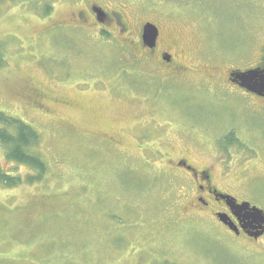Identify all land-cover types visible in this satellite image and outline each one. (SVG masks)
Listing matches in <instances>:
<instances>
[{"label":"rangeland","instance_id":"obj_1","mask_svg":"<svg viewBox=\"0 0 264 264\" xmlns=\"http://www.w3.org/2000/svg\"><path fill=\"white\" fill-rule=\"evenodd\" d=\"M91 4L124 15L135 41L145 21L160 25L195 79L252 66L264 43V0H0V113L37 131L46 164L28 182L35 171L1 154L0 170L20 183L0 182V264H264L259 245L183 218L177 188L139 148L179 150L177 130L203 123L211 134L226 109L145 71L115 33L73 28L71 15ZM31 85L43 110L28 103ZM236 95V124L261 170L264 106Z\"/></svg>","mask_w":264,"mask_h":264},{"label":"flooded vegetation","instance_id":"obj_2","mask_svg":"<svg viewBox=\"0 0 264 264\" xmlns=\"http://www.w3.org/2000/svg\"><path fill=\"white\" fill-rule=\"evenodd\" d=\"M97 9L101 10L98 14ZM71 16L73 28L95 27L99 36L115 33L121 48L130 50L145 71L157 75L164 82H170L177 88L192 87L199 95L214 98L215 104L226 109L224 116L228 122L215 126L211 134L203 123L197 124L198 127L191 125L189 128L177 130L181 142L185 145L179 150L175 151V148L168 146L169 149L162 151L148 144L139 148L159 161L161 167L158 171L169 177L173 186L177 188L176 198L184 203V211H187L183 218L210 219L233 238L259 245L263 250L260 254L264 255V220L252 222V219L244 217V214L250 213V209L253 208L264 214V167L261 170L257 168L258 162L255 159L257 153L253 147L247 145L236 124L235 117L242 120L240 109H237L238 113L235 104L231 102L237 97L236 94H239L249 98L251 107L264 106V95L258 96L241 88L231 77L232 74L250 70L264 77V43L260 46L252 66L242 70L226 71L225 79L222 80L214 75L195 79L193 74L197 73L196 68L187 60L181 42L170 37L164 38L160 25L145 21L141 24L138 40L135 41L126 17L114 10L107 11L96 4H91L84 11H78ZM147 23L158 29V37L152 48L147 47L142 40L143 27ZM138 52L139 57L135 55ZM210 84L216 87H211ZM218 84L220 86H217ZM26 91H29V105L43 110L44 96L39 92L41 90L31 85ZM57 102L66 105L64 101ZM249 131L251 134L255 132L252 127ZM100 138L113 144V140L107 136ZM189 143L191 145H188ZM197 148L208 151L211 154V161L199 157ZM252 154L253 156H250ZM232 188H236L238 192L231 191ZM227 201L234 202L237 206L244 204L248 210L232 211ZM219 216L226 218L232 227L221 222Z\"/></svg>","mask_w":264,"mask_h":264},{"label":"trees","instance_id":"obj_3","mask_svg":"<svg viewBox=\"0 0 264 264\" xmlns=\"http://www.w3.org/2000/svg\"><path fill=\"white\" fill-rule=\"evenodd\" d=\"M3 61L0 56V66ZM0 157L1 154L15 164H23L32 168L35 173L27 176L28 182L43 177L46 164L38 150L40 136L37 131L23 122L8 118L0 113ZM12 176V178H11ZM0 170V182L6 186L20 183L19 177Z\"/></svg>","mask_w":264,"mask_h":264},{"label":"water","instance_id":"obj_4","mask_svg":"<svg viewBox=\"0 0 264 264\" xmlns=\"http://www.w3.org/2000/svg\"><path fill=\"white\" fill-rule=\"evenodd\" d=\"M99 11L101 10L97 9V14L99 13ZM157 37H158V29L156 28V26H154L153 24L147 23L143 27V31H142V40L144 44L149 48L154 47ZM231 77L233 78V82H237V84L241 88L253 94H256L258 96L264 95L263 94L264 77H262L258 72L254 70H250V71H246L243 73L232 74ZM227 204L229 205L232 211H236V210L247 211L248 210L247 206L244 204L241 206H237L234 202H228V201H227ZM244 215H245L244 216L245 219H252V222H257L258 220L260 221L264 220V214L260 210H257L255 208L250 209V213H245ZM219 219L221 222H223L230 228L232 227L231 224L227 221V219L224 218L223 216H219Z\"/></svg>","mask_w":264,"mask_h":264}]
</instances>
